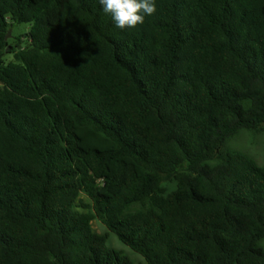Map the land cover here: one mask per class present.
<instances>
[{
	"label": "trees",
	"instance_id": "16d2710c",
	"mask_svg": "<svg viewBox=\"0 0 264 264\" xmlns=\"http://www.w3.org/2000/svg\"><path fill=\"white\" fill-rule=\"evenodd\" d=\"M155 2L0 0V264H264V0Z\"/></svg>",
	"mask_w": 264,
	"mask_h": 264
},
{
	"label": "rangeland",
	"instance_id": "374dc122",
	"mask_svg": "<svg viewBox=\"0 0 264 264\" xmlns=\"http://www.w3.org/2000/svg\"><path fill=\"white\" fill-rule=\"evenodd\" d=\"M9 29L11 31L10 37L8 38L9 45L16 46V48L18 46L23 48L29 46V40L26 37V34L30 30L29 24L10 22ZM18 39H21V43L16 45ZM4 60L6 62L14 61V57L12 54H5ZM230 145L232 148L238 149L252 157L258 164H262L264 159V132L259 134H251L248 132L241 133L232 141ZM83 198L87 201L85 197ZM91 226L96 233L102 234L106 232V228L98 220H92ZM108 245L109 247L117 251H121L129 256L135 264H146L139 254L131 251L128 247L122 244L113 233L109 234ZM261 247L264 248V240L261 243Z\"/></svg>",
	"mask_w": 264,
	"mask_h": 264
},
{
	"label": "clouds",
	"instance_id": "9594fccd",
	"mask_svg": "<svg viewBox=\"0 0 264 264\" xmlns=\"http://www.w3.org/2000/svg\"><path fill=\"white\" fill-rule=\"evenodd\" d=\"M103 11L110 14L119 29H131L141 25L146 16L156 11L155 0H99Z\"/></svg>",
	"mask_w": 264,
	"mask_h": 264
},
{
	"label": "water",
	"instance_id": "95a60500",
	"mask_svg": "<svg viewBox=\"0 0 264 264\" xmlns=\"http://www.w3.org/2000/svg\"><path fill=\"white\" fill-rule=\"evenodd\" d=\"M10 29L7 31V33H6V35H5V37H4V40L5 41H7L8 40V38L10 37ZM10 48V46H7V48L6 49H9ZM18 49L20 48V46H18L17 47Z\"/></svg>",
	"mask_w": 264,
	"mask_h": 264
}]
</instances>
